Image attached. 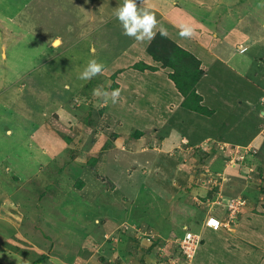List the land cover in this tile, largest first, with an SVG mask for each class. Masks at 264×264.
<instances>
[{"label":"rangeland","instance_id":"obj_1","mask_svg":"<svg viewBox=\"0 0 264 264\" xmlns=\"http://www.w3.org/2000/svg\"><path fill=\"white\" fill-rule=\"evenodd\" d=\"M113 1L119 0H104L101 10L90 6L95 0H0V264H31L41 255L49 264H264V236L254 214L264 208V159L252 160L256 150L240 140L254 123L260 130L262 120L233 126L231 136L242 146L203 143L185 163L179 153L184 140L172 138L173 146H165L169 130L162 121L136 142L130 123L103 117L127 97L112 102L116 83L119 90L132 85L134 77L118 76L120 70L142 63L163 77L171 72L152 57L173 52L163 39L153 43L161 30L190 54L194 38L183 39L179 30L171 35L165 29L173 28L160 23L152 41L134 43L123 34ZM206 1L172 5L186 11L201 6L194 13L213 28L215 21L233 28L222 39L235 47L244 43L247 56L230 58V66L256 78L264 68V0H222L226 5L213 11H205ZM240 34L248 38L234 44ZM90 60L105 70L86 87L90 80L80 76ZM148 75L139 77L147 82ZM97 87L109 94L107 102L93 95ZM212 123H205L212 138L231 126L222 120L209 128ZM238 200L231 218L228 205ZM188 229L201 236L191 261L180 250Z\"/></svg>","mask_w":264,"mask_h":264},{"label":"crops","instance_id":"obj_2","mask_svg":"<svg viewBox=\"0 0 264 264\" xmlns=\"http://www.w3.org/2000/svg\"><path fill=\"white\" fill-rule=\"evenodd\" d=\"M113 2L120 7H123L121 5V0ZM137 2L139 9L147 10L155 15L157 26L160 25V23H167L165 26L173 28L174 31H172V29L170 30V28H168V30L165 29L167 33L171 34L173 32L171 35H174V32H177V30H179L180 33L182 31H189L191 34L188 36L191 38L194 37V40L192 39L193 46L190 47V52L196 54L194 56L202 62V70L204 71V76L197 82L196 89L197 93L203 98L201 105L209 110L207 112L208 115L183 109L184 107L182 106V103L184 97L178 92L174 82L171 81L168 76L163 77L157 75L159 73L158 70L156 72H145L149 74V80L144 82L143 80L141 81L139 76L145 73L138 70H132L129 67L128 70H120L118 72V76L130 75L129 77H134L132 79V85L125 88L120 86V94H125L127 97L124 101L119 102V110H116L114 114L108 112L103 117H126V119L130 121L131 128L141 129L142 131L147 132L148 128H151L150 130L154 128L150 125L151 122L155 123L156 121L154 120L157 117H164L162 120V123L165 125L164 129L169 131L168 136L163 138V143L165 146L170 144L173 146L172 138L178 139V142L184 140V144L182 145L183 150L179 153L182 155L185 154V163L187 162V157L191 150L194 148L199 149L198 146L203 143H217V145L222 146L223 149L227 150L231 149V145L234 147L237 145V147L242 146L240 145L241 142L233 140L231 136V133L236 131L233 126L242 121L253 125L254 118L257 119V117H259L263 123L260 130L255 127L254 123L252 133H249L248 135L246 134L245 140L240 137V140L244 141L242 143H245L246 148H254L256 150L257 154L255 157H252V160L264 159V68L260 67L259 74L255 75L256 78H249L247 71H243L237 65L230 66V58L238 57V61L241 60L242 62L245 60V56H247L244 54V51H242V48H244L243 46L245 45L244 43L242 46L238 44L235 47L230 42L232 39H225L228 34L232 32L231 29L233 28H231L230 31H227L226 27L224 29L223 24H218L215 21L216 30L212 27L213 22L207 23L208 19L206 17L202 19V15L199 16L194 13L195 11H202L203 7L198 5V7L195 6V11L193 10L194 8L186 11L184 8H174L175 5H178V0H137ZM179 2L180 4L185 3V0L183 2L179 0ZM95 3V6L92 4H90V6H93L96 9L98 7L101 10L104 9V0H100V3L99 0H95ZM211 3L213 4L208 5ZM222 3V0H209L208 4H206L205 11H213L212 7H217L218 5L221 7L226 5ZM172 4H174V6ZM225 10H228V8ZM189 11H192V13ZM97 14L98 12L93 14L92 20L97 19ZM116 17L112 19H115ZM219 20L222 21V17ZM211 35L214 37V40L208 38L209 36L211 37ZM222 36L226 37L222 39ZM244 37H247V35L240 34L239 39H235L233 43L235 44L237 41L243 42ZM182 38L184 39V36H182ZM210 40L213 41L212 46H210ZM133 41L134 43L137 42L135 38H133ZM144 41L148 40L145 39ZM144 41L140 42L142 43ZM245 43H247V41ZM205 45L210 46V49L212 47L214 49L218 48V51L216 52L214 50L212 53V51H210ZM231 50H234L233 54ZM209 52H211V54H209ZM241 52H243V55H241ZM250 66L251 63L248 67ZM249 87L250 90L247 93ZM125 89H127V91ZM161 97L163 100L159 102ZM132 117L150 118L148 120H140L143 122V125H140L137 120V123L135 122L136 124H134V122H132L133 120L131 121ZM182 117L187 118L188 121H182ZM178 118L179 126H177ZM222 120L225 122L229 121L231 126L225 129L221 136L217 135L212 138V134L206 132L208 130L205 123L210 124L213 122L211 125H208V127L216 128L213 125L221 123ZM126 124H129V122H126ZM193 128L200 131L196 132L195 130H192ZM200 132H202V134ZM228 134H230V136ZM236 134L240 135L239 132ZM144 136L140 139L142 140ZM203 138L209 139L207 141H201L200 139ZM136 142L140 141H137L136 139ZM215 162L218 163V161ZM211 163L212 162H210L209 166L210 169H213L212 167L214 166ZM219 165H221V163ZM206 166L207 165L203 168H206ZM215 166L219 167L218 165ZM184 168L187 169L188 166H184ZM251 168L252 167H249L250 170ZM206 171H208V169Z\"/></svg>","mask_w":264,"mask_h":264},{"label":"trees","instance_id":"obj_3","mask_svg":"<svg viewBox=\"0 0 264 264\" xmlns=\"http://www.w3.org/2000/svg\"><path fill=\"white\" fill-rule=\"evenodd\" d=\"M163 39L164 41H167L170 45L173 47V52L169 54V56H163L161 51L159 53L153 52L152 57L153 59L162 64L163 67L166 69H169L171 72L167 73L168 78L174 82L175 87L177 88L178 92L184 97V101L182 103V106L184 108H187L189 111H194L198 113H203L205 115H208V109L203 107L201 105V102L203 98L197 93L196 89V83L199 81L203 76H204V71L200 69V61L195 58L194 55L190 54L188 51L184 50L181 46H179L177 43L172 42L169 40L165 35L158 34L156 37L155 41H159ZM152 43V45H153ZM160 54V55H159ZM163 62V63H162ZM131 69L138 70L140 72H144L146 70L156 72L158 68L156 66H151V65H146L142 63H136ZM117 73V72H116ZM118 75V73H117ZM93 79L88 83L86 87L94 84L92 83ZM94 85L93 87H95ZM115 89H119L118 83L115 85ZM107 114V111L105 112L104 116ZM112 114V113H111ZM122 120L125 122H129L126 117H121ZM128 118V117H127ZM130 118V117H129ZM156 118V117H155ZM164 117H157L154 121L160 122L163 120ZM134 122V121H132ZM155 123H150L154 128L156 126ZM163 122V121H162ZM140 125H143L142 121H138ZM134 124H136L134 122ZM134 129L135 133V138L139 140L142 136L145 135L147 131H142L141 129ZM257 153V152H256ZM250 155H252L250 153ZM208 157V154L206 155V158ZM264 207V203L262 204ZM264 208H262L261 211L256 209L259 213L254 212L255 215L258 216L260 220V230L262 232V235L264 236ZM229 213V210L226 211V214ZM214 216V215H213ZM253 216V215H252ZM251 216V218H252ZM218 219V218H217ZM219 220V219H218ZM207 229L208 230H219L222 229L221 225L220 228L219 226L216 225H209L207 224ZM189 230V229H188ZM201 246V245H200ZM240 248V246H238ZM241 249V248H240ZM180 254V252H179ZM31 264H49L48 263V256L47 255H41L38 256L37 258L32 260Z\"/></svg>","mask_w":264,"mask_h":264},{"label":"clouds","instance_id":"obj_4","mask_svg":"<svg viewBox=\"0 0 264 264\" xmlns=\"http://www.w3.org/2000/svg\"><path fill=\"white\" fill-rule=\"evenodd\" d=\"M116 15L123 26L124 35L134 37L137 41H144L147 39L150 42L155 38L156 33L153 31V29L157 26L155 15L147 10L139 9L137 0H125L123 7L117 9ZM160 34L165 35L166 33L161 30ZM180 34L181 36H188L191 33L189 31H182ZM59 44L60 40L56 39L55 45L58 46ZM104 70L105 66L103 64L98 63L96 60H90L85 70L81 73L80 79L91 80L98 74H102ZM93 95L97 97H104L105 102H107L109 94L102 91L100 87H97L93 89ZM119 97V89L111 92L113 103H116ZM187 232L191 231L187 230L186 233Z\"/></svg>","mask_w":264,"mask_h":264},{"label":"built area","instance_id":"obj_5","mask_svg":"<svg viewBox=\"0 0 264 264\" xmlns=\"http://www.w3.org/2000/svg\"><path fill=\"white\" fill-rule=\"evenodd\" d=\"M233 203L228 205V210L230 213V217L234 218V216L237 214V212L240 209L241 201L238 200L237 203H234L236 201H232ZM200 235L187 232L182 239L181 245H180V250L182 255L188 260L191 261V259L196 255L197 253V247L200 243ZM183 264H188V263H183Z\"/></svg>","mask_w":264,"mask_h":264}]
</instances>
